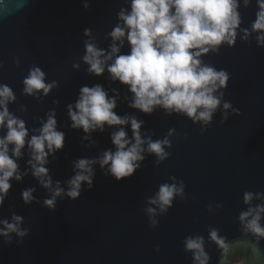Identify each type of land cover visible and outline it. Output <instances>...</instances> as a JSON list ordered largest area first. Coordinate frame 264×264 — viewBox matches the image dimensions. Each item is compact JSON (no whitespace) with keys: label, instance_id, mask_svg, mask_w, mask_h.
Here are the masks:
<instances>
[{"label":"water","instance_id":"water-1","mask_svg":"<svg viewBox=\"0 0 264 264\" xmlns=\"http://www.w3.org/2000/svg\"><path fill=\"white\" fill-rule=\"evenodd\" d=\"M123 6L129 5L124 0H92L85 9L83 0H0V83L11 87L17 97L8 105L9 111L26 122L27 139L38 134L33 129L42 127L53 110L57 130L65 133L63 150L55 158L50 155L46 165L53 187L58 180L67 189L66 182L75 174L74 161L115 151L111 134L116 128L105 125L104 132L97 129L90 134L71 128L68 105L75 104L82 86L100 84L110 96L116 89L114 111L143 120L142 135L156 140L170 129L176 131L169 137L172 147L165 149L171 155L158 166L157 157L145 152L141 168L132 177L116 181L110 174L105 176L107 169L97 163L94 187L88 190L82 185L84 190L75 201L58 197L55 211L43 206L50 193L33 177L28 165L31 153L25 147L17 163L27 175L21 182L11 181L0 218L10 219L13 213L22 216V227L29 234L22 242L13 234L10 245L0 237V264H193L192 253L184 250L190 235L204 237L209 264H264V238L257 241L245 234L239 222L240 212L248 207L243 194L264 192V47L257 46L256 33L243 41L238 30L234 47L225 44L218 54L202 57L230 74L224 100L240 114H230L221 123L218 111L201 134L202 126L184 115H167L161 108L145 115L129 108L128 86L111 80L107 71L99 77L87 72L82 57L84 41L90 37L84 29L92 30L99 48L110 51L112 40L107 33L118 23L117 13ZM257 10L256 0L248 8L241 0V28H250ZM129 52L125 41L121 54ZM33 65L46 73V83H57L47 96L23 94V80ZM125 131L131 138L130 125ZM3 135L6 128L0 129ZM85 135L89 139H83ZM172 176L175 182H184L185 198L177 196L167 214L157 215L159 224L153 228L144 211L147 199L161 184L173 183ZM27 188H35L33 196L40 203H23L21 193ZM257 203L264 201L254 199L253 205ZM209 227L219 230L227 253L209 240Z\"/></svg>","mask_w":264,"mask_h":264},{"label":"clouds","instance_id":"clouds-1","mask_svg":"<svg viewBox=\"0 0 264 264\" xmlns=\"http://www.w3.org/2000/svg\"><path fill=\"white\" fill-rule=\"evenodd\" d=\"M92 0H83L88 9ZM130 6H123L117 13L118 23L107 33L112 43L109 50L99 48L92 37L90 28L84 29V35L90 37L84 41L83 62L88 65L87 72L97 77L105 71L113 81L128 86L132 94L129 108L145 115L153 114L161 108L167 115H184L195 124H200L201 134L213 122V116L221 113V123L227 122L230 114H240L230 101L224 100V90L228 87L230 74L224 69L205 63L202 57L209 53L218 54L222 45L229 48L236 44L238 30L243 41H249L253 33L258 47H264V0H256L258 10L250 28H241L242 16L239 11L241 0H124ZM252 0H242L248 8ZM125 41L130 52L121 54ZM111 62V63H109ZM17 66L19 62L17 61ZM79 67V65H74ZM46 73L38 66H31L23 80V94L38 98L40 92L47 96L57 86L55 81L45 82ZM110 96L102 85L82 86L75 104L68 105L71 128L82 129L90 134L97 129L104 132L105 125L117 130L111 134L115 151L105 150L96 158H80L74 161V175L66 182L67 189L61 187L49 175V156L55 158L65 145V133L57 130L55 111L47 114L42 127L33 129L38 134L29 137L26 122L9 111L8 105L17 99L13 89L0 83V129L6 128V135L0 136V208L3 207L13 185L12 180L21 182L27 172H20L17 160L22 157L23 149L30 150L28 165L32 175L40 185L47 189L50 198L43 200V206L55 211L57 198L67 196L75 201L80 198L82 185L88 190L94 187L95 172L93 165L99 163L106 168L116 181L130 178L141 168L145 160L144 153L154 154L156 165L169 158L171 148L169 137L176 133L170 129L163 139L153 140L151 135H142L143 120L134 115L120 116L117 108L119 92L112 90ZM53 103H59L54 100ZM26 111V106H22ZM131 128V138L125 127ZM83 139H89L85 135ZM146 145V147H145ZM10 146L11 149H10ZM173 183H163L158 192L147 199L144 208L151 227L173 206L174 199L185 198V184L178 183L176 177H170ZM35 188L22 190L25 205L40 203L33 196ZM264 201V192L246 191L243 202L247 209L239 214V222L245 234H251L257 241L264 238V203L253 205V200ZM211 206L209 205V208ZM222 207V205H218ZM24 218L13 213L8 218H0V237L7 244L13 243V234L23 241L29 230L22 227ZM209 240L228 252V245L219 235V230L209 227ZM184 250L192 253L193 264H209L210 257L205 250L203 236H188L184 240ZM159 251V248L156 249Z\"/></svg>","mask_w":264,"mask_h":264}]
</instances>
